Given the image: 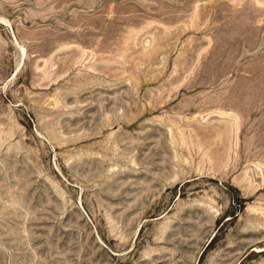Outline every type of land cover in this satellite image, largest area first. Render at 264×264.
Here are the masks:
<instances>
[{"label":"rangeland","instance_id":"1","mask_svg":"<svg viewBox=\"0 0 264 264\" xmlns=\"http://www.w3.org/2000/svg\"><path fill=\"white\" fill-rule=\"evenodd\" d=\"M0 264H264V0H0Z\"/></svg>","mask_w":264,"mask_h":264}]
</instances>
